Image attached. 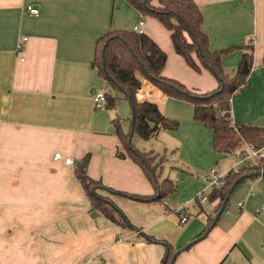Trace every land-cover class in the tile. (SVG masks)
<instances>
[{
    "label": "crops",
    "instance_id": "0c3cea01",
    "mask_svg": "<svg viewBox=\"0 0 264 264\" xmlns=\"http://www.w3.org/2000/svg\"><path fill=\"white\" fill-rule=\"evenodd\" d=\"M192 1L209 51L236 48L221 57L227 75H234L246 48L252 54L247 87L230 102L231 124L264 128V0ZM141 20L142 34L166 54L163 77L199 94L217 88L209 71L195 72L175 53L169 31L126 0H0V264H160L165 248L147 238L178 249L213 222L217 202L195 199L205 188L201 174L214 170L223 177L235 163L214 151L213 132L193 119L191 104L167 97L139 73L136 100L179 125L150 140L138 136L133 145L157 157V183L169 180L173 192L148 203L100 192L132 230L92 210L75 176L88 157L90 179L125 194H156L139 165L117 156L123 150L111 121L117 116L128 132L123 101L115 114L92 102L105 89L91 67L97 41L111 31H132ZM55 153L73 165L53 160ZM263 206L264 177L237 185L206 237L173 264H264ZM181 208L186 223H180Z\"/></svg>",
    "mask_w": 264,
    "mask_h": 264
},
{
    "label": "trees",
    "instance_id": "16d2710c",
    "mask_svg": "<svg viewBox=\"0 0 264 264\" xmlns=\"http://www.w3.org/2000/svg\"><path fill=\"white\" fill-rule=\"evenodd\" d=\"M126 1L141 16L154 18L170 32V40L175 53L182 57L192 70L199 72L200 68L205 69L217 81V88L214 91L199 94L188 90L176 80L163 77L162 70L166 63V54L148 36L138 34L133 30L111 31L97 41L91 67L96 70L99 79L104 83L105 91L107 89V91L119 93L130 105L128 119L130 125L126 134L120 129L119 118L111 121L116 127V135L123 148V152L117 153V156L119 158L128 156L135 164L139 165L156 186V194L153 197L125 194L90 179L86 174L88 157L78 164L74 172L92 210L101 213L117 225L135 230L110 199L103 197L100 192L120 195L143 203L160 202L172 193L174 185L169 180L157 183V171L161 168L162 163L160 161H158L160 164L155 163L157 161L155 155L141 153L135 149L131 144V137L136 134L146 141L155 138L160 130L173 131L179 125L176 121L156 114L149 103H140L136 100V92L141 86L136 73H139L167 97L191 104L193 119L213 132V149L218 154L232 155L243 146H251L254 149L263 148L264 128L235 127L230 121L231 99L247 87V78L252 68V54L249 49L246 48V52L242 54L234 75L229 76L223 70L221 57L236 48L216 52L209 51L208 39L201 31L203 17L198 6L192 0H157V5L152 4L153 0ZM105 91L103 92L105 96L104 108L113 110L116 107V100ZM222 110L226 111V119L220 116ZM232 170L224 176V185L220 189L212 190L208 195L209 202H217L215 214L219 212L226 196L231 194V190L233 191L237 185L247 179L261 177L255 175L259 172L264 174V158L259 159L257 165L242 167L237 172ZM228 206L229 200L225 204L224 211ZM211 221L212 219L201 235L178 249L154 238H147V241L164 246L165 253L160 264H170L174 254L187 251L206 237L209 229L215 225Z\"/></svg>",
    "mask_w": 264,
    "mask_h": 264
},
{
    "label": "built area",
    "instance_id": "2783aa9c",
    "mask_svg": "<svg viewBox=\"0 0 264 264\" xmlns=\"http://www.w3.org/2000/svg\"><path fill=\"white\" fill-rule=\"evenodd\" d=\"M26 12L32 16H37V14H38V10L36 8H33V7H27ZM142 25H143V21L141 20L133 28V31L138 33V34H142ZM23 41H26V38H24ZM22 45H23L22 43L17 45V52L23 51ZM92 102H93V106L96 110L103 108L105 105L104 93H102V92L95 93L92 97ZM244 153L246 155H245L244 159L240 160L239 163L247 162L252 158H256V159L264 158V147L261 149H254L251 146H246V150L244 151ZM53 160L62 161L63 164L66 166H72L73 165V161L70 158H63L59 153H55L53 155ZM251 166H254V165H251ZM223 178H224V176L222 177V176L217 175V173L214 170H211L208 174L202 176L201 179L205 184V188H204L203 192H200L197 195V197L195 198L196 201H198L199 203L207 201L208 196H207L205 191H207V190L212 191V190L220 189L224 185ZM238 207L241 208L242 204L238 203ZM262 208H264V206ZM183 211H184V208H181L179 211L180 223H186L188 220V218L182 214ZM257 212L258 211H256V213Z\"/></svg>",
    "mask_w": 264,
    "mask_h": 264
},
{
    "label": "rangeland",
    "instance_id": "374dc122",
    "mask_svg": "<svg viewBox=\"0 0 264 264\" xmlns=\"http://www.w3.org/2000/svg\"><path fill=\"white\" fill-rule=\"evenodd\" d=\"M104 91H105V89H104ZM107 94H109L111 97H113V98H115V100H116V107H115V109H113V110H109V111H107V112H109V113H113V114H115V112L114 111H116V109H117V103L119 102V101H123V104H124V106H125V108H123V114L125 115L123 118H121L122 120H123V122L124 123H126L127 125H128V128H129V125H130V123H129V116H130V105H129V103H128V101H126L121 95H119V94H117L116 92H113V91H107V89H106V91H105ZM105 109V108H104ZM220 116L223 118V119H226L227 118V115H226V111H221V113H220ZM115 118H118L117 116L115 117ZM120 123H121V120H120ZM180 129H181V124H180V127H179ZM135 139V142L137 141V140H139V138H138V135H136V134H134L132 137H131V144H132V146H134L133 145V140ZM213 146V145H212ZM245 149H246V147L245 146H243V147H240V148H238L237 150H238V154H232V155H229L230 157H229V165H232L233 163H235V165H234V167H235V169H233L232 171H234V172H237L240 168H242V167H251V165H257L258 164V162H259V159H256V158H252V159H250L249 161H247V162H241L240 164H238V166H237V161L239 160V157L238 156H240V160H242V159H244V157H245V153H244V151H245ZM122 150H123V148H122ZM237 155V156H236ZM158 161V160H157ZM156 161V162H157ZM219 167L221 168L222 167V165H221V163L219 162ZM230 169H232V168H230ZM216 170V169H215ZM217 170H219V168H217ZM209 171V170H208ZM205 172L206 174H208L209 172ZM205 173H202L201 175L202 176H204V175H206ZM219 173V172H218ZM202 176H201V178H202ZM248 181H252V180H248ZM103 197H105L104 195H102Z\"/></svg>",
    "mask_w": 264,
    "mask_h": 264
},
{
    "label": "water",
    "instance_id": "95a60500",
    "mask_svg": "<svg viewBox=\"0 0 264 264\" xmlns=\"http://www.w3.org/2000/svg\"><path fill=\"white\" fill-rule=\"evenodd\" d=\"M255 175H257V176H263L264 174L261 173V172H259V173L255 174ZM231 192H232V190H231ZM229 197H230V194H228V195L226 196L225 200L223 201L222 206H221L219 212H218V213L215 215V217H214L213 225L215 224V222L218 220V218H219V217L221 216V214L223 213V211H224V207H225V204H226L227 201L229 200ZM179 254H180V252H178V253H176V254L173 255V257H172V261H171L170 264H173L174 260L177 258V256H178Z\"/></svg>",
    "mask_w": 264,
    "mask_h": 264
}]
</instances>
